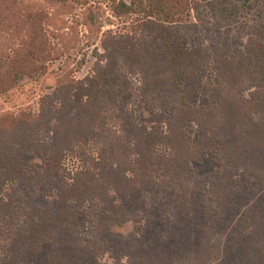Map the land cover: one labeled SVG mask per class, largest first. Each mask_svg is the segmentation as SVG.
I'll return each mask as SVG.
<instances>
[{"label": "rangeland", "instance_id": "obj_1", "mask_svg": "<svg viewBox=\"0 0 264 264\" xmlns=\"http://www.w3.org/2000/svg\"><path fill=\"white\" fill-rule=\"evenodd\" d=\"M8 2L10 9L6 15H1L0 60L26 56L32 61V67L21 68L19 64L17 71L22 72L17 86L6 92L0 91V143L16 142L10 131L20 119L38 118L43 101L59 102V86L65 80L83 82L94 75L96 53L105 56L101 47L103 34L130 31L132 21V18L124 19L123 15H118L108 0ZM201 6L193 5L190 15L202 31L196 36L202 39L220 31L222 39L233 46L238 41L240 45L246 44L252 36L254 16L258 12L264 13V0H247L232 25L219 29L211 19L209 9ZM36 32L43 38L42 49H33L32 34L35 37ZM30 50L35 52L34 55H29ZM215 76H204V84L208 87L203 83L193 87L197 95L190 96L188 92L187 97L176 93L170 100L162 95L161 104L154 98L144 99L139 95L140 76L131 75L136 93L99 115L94 135H91L93 140L86 138L73 142L60 161L57 174L50 179H34L32 186L38 187L18 188L15 194V205L20 208L29 204L28 209H31L29 197L35 193H41L49 204L56 203L51 207L57 209L60 220L69 226L62 238L66 241L58 247L55 246L57 243L51 245L49 241L34 248L22 245L26 252H22L19 245L16 254L11 245L8 256H19L27 264H142V260L146 264H157L154 253L160 250L171 255V264H195V258H201V264H264V173H261L264 168L261 144L264 93L261 90L255 95L254 88H245L246 99L253 101L257 97L254 104L248 105L243 117L246 122L251 121L248 124L241 121L225 132L222 126L204 129L197 119H185L188 121L184 123L185 132H178L176 130L183 129L182 125L179 128L166 117L173 107L180 106L181 98L190 107L206 105L207 99L218 102L220 97L215 96L219 90L211 89ZM221 85L223 91H229L224 81ZM238 89L235 86L231 92ZM250 117L254 119H248ZM207 119L208 122L222 121V113L216 112ZM51 121L54 126V119ZM132 125L163 126L164 137L170 140L174 149L169 144L159 146L155 154H144L146 161L140 160L134 151ZM57 131L51 128L42 138L60 142ZM200 131L208 132L201 136ZM62 136L65 139L63 133ZM187 136L195 141L191 149L185 146ZM120 139L127 150L118 151L128 162L139 159L132 165L141 171L140 175L116 188L105 187L104 179L98 180L105 188V195L111 193V202L100 193L94 201L83 203L79 196H65L64 185L72 184L73 179L83 173L81 171H90L98 179L100 172L109 168L118 172L121 167H117L115 159L110 161L107 147L110 142ZM229 139L232 140L222 144ZM232 143L237 147L235 153L230 146ZM3 147L4 144H0V149ZM21 150L24 152L23 148ZM125 152L127 154L123 155ZM26 161L30 162V159L27 157ZM33 162L40 163L34 157ZM126 166L123 165L125 172ZM219 169L224 171L220 176L215 174ZM133 175L132 171H127L128 177ZM6 224L2 228L5 253L18 231L12 221ZM145 232L148 239L144 238ZM62 239L59 237L58 241ZM149 239L153 240L150 246L146 242ZM197 247L201 250L198 257ZM232 250L236 251L234 258L226 259L224 254Z\"/></svg>", "mask_w": 264, "mask_h": 264}, {"label": "trees", "instance_id": "obj_2", "mask_svg": "<svg viewBox=\"0 0 264 264\" xmlns=\"http://www.w3.org/2000/svg\"><path fill=\"white\" fill-rule=\"evenodd\" d=\"M8 1L0 0V23H3L1 15H6L10 9ZM51 1L66 3L69 0ZM108 1L118 15H123L124 19L132 18L129 25L130 31L105 32L101 41L105 56L96 53L98 60L94 75L86 78L83 82L65 80L64 84L59 86V102H55L53 99H49L46 103L43 101L38 118L17 120L18 122L10 131L16 142L0 143L4 144V147L0 149V264H27L21 257L14 256L19 245L34 248L38 244L49 241L51 245L57 243L55 246L58 247L63 241H66L62 238L69 226L60 220L61 215L56 212L57 209L51 207L56 203L49 204L41 193H35L29 197L31 209H28L29 204L26 208H20L15 205L17 201L15 194L18 192V188L38 187L37 185L32 186L34 179H50L55 173L57 174L60 161L73 142L77 143V141L86 138L93 140L91 135H94V125H96L99 115L110 111V107L120 105L125 97L134 96L136 93L131 75L140 76L142 86L138 88L139 95H142L144 99L154 98L161 104H163L162 95L166 100L174 98L176 93L185 94L188 97L189 92L192 96L197 93L193 87L198 83L204 84L205 75H216L211 89L219 90L215 96L216 98L220 97L217 98L218 102L213 100L210 102L207 99L206 105L190 107L185 99L181 98L180 106L173 107L166 115L167 119L177 123V127L180 128L182 125L183 129L176 130L178 132H185L184 123L188 122L185 119H197L199 126L204 129L209 127L211 129V126L219 128L222 126L223 132L233 128L241 121L245 123L246 117L243 118L245 111L249 104H254L257 97L250 101L251 99L248 100L244 97L243 90L248 87V89L254 88L255 95L261 90L264 93V13L258 12L254 16L251 26L252 36L246 44L240 45L241 42L238 41L235 46L222 39L220 31L217 35L213 34L199 39L196 35L202 31L194 23V20L190 19L194 9L193 5H202V8L209 9L211 19L216 26L219 29H224L230 27L238 18L247 0ZM185 5L186 7H184ZM180 6H183L182 9ZM32 37L34 47L30 42H26V45H30L33 49L36 47L42 49L43 38L41 35L36 32L35 37L34 34ZM34 53L30 50L29 55L32 56ZM19 64L21 68L28 67V65L32 67V61L26 56L22 58L19 56L18 59L8 57L7 60H0V91L6 92L17 86V81L21 77L19 73L22 72V70L17 71ZM222 81L228 85L229 91L222 90ZM246 81L249 84H245ZM235 86L239 89L232 93L231 88ZM205 87L208 86L205 85ZM220 89L223 91L222 93ZM249 95L252 98L253 94ZM145 103L148 105L146 101ZM216 112L222 113V121L208 122L207 117ZM52 119L55 121L54 126L51 125ZM51 128L54 131H61L56 133L61 137L60 142L42 138L43 135L50 133ZM130 128L134 133L135 155L142 161L147 160V156L144 154H155L159 146L163 147V145L169 144L174 149L170 140L164 137L166 134L163 131V126L132 125ZM207 132L200 131V134L204 136L203 134ZM187 137L188 144L185 146L187 148L189 146L191 149L192 142L195 141L191 136ZM253 137L255 138L254 135H251V138ZM230 140L232 139L226 140L222 144H226ZM42 144H46L45 148H42L44 147ZM261 144L264 147V138ZM252 145H250L251 148L254 147ZM230 146L234 148L233 153H235L237 147L233 143ZM22 148L24 152H22ZM107 148L108 155L111 157L110 161L115 159L117 167H121L118 172L109 168V171L100 172L98 179L90 171H81L83 173H80L75 180L73 179L72 184L64 185L62 191L65 196L70 194L75 197L79 196V199H83V203L85 200L94 201L96 197L100 196L98 195L100 193L104 195L102 197L106 196L105 198L111 202V198H113L111 193L105 195L103 191L105 188L98 180L104 179L105 187L116 188L122 186L123 183L133 181L140 175L141 171L132 165L139 159H132L128 162L122 158L123 156L118 151L127 150L122 139L110 142ZM125 154L127 153H123V155ZM27 157L30 162L26 161ZM33 157L40 163H32ZM124 164H127V171H132L135 176H127ZM251 170L255 174L256 171ZM223 172L222 169H219L215 174L220 176ZM261 173H264V168H261ZM117 181L121 183H116ZM50 183L54 184L55 182ZM9 221H12L14 229L18 231H15L12 243H8L7 253H5L3 248H5L6 242L2 240L3 229ZM61 227L64 228L61 229ZM59 237L62 240L58 241ZM144 238L148 239L146 232ZM146 242L150 246L153 240L149 239ZM3 243L4 245H1ZM11 245L14 254L9 257L8 252ZM23 246L21 247L22 252H26L27 250ZM199 252L201 250L197 247V257L200 255ZM235 254L236 251L232 250L230 253L227 251L224 256L226 259H233ZM170 257L171 255L160 250L154 253L157 264H171ZM202 261L201 258H195V264H201ZM141 262L146 264L144 260Z\"/></svg>", "mask_w": 264, "mask_h": 264}]
</instances>
